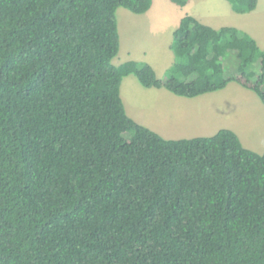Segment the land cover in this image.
Instances as JSON below:
<instances>
[{
    "label": "trees",
    "instance_id": "16d2710c",
    "mask_svg": "<svg viewBox=\"0 0 264 264\" xmlns=\"http://www.w3.org/2000/svg\"><path fill=\"white\" fill-rule=\"evenodd\" d=\"M152 4L0 0V264H264V152L228 128L167 139L121 96L134 74L190 98L236 81L264 102V48L186 14L165 77L116 65L118 9Z\"/></svg>",
    "mask_w": 264,
    "mask_h": 264
},
{
    "label": "rangeland",
    "instance_id": "374dc122",
    "mask_svg": "<svg viewBox=\"0 0 264 264\" xmlns=\"http://www.w3.org/2000/svg\"><path fill=\"white\" fill-rule=\"evenodd\" d=\"M207 1L209 0H197L195 5H198L197 3L206 5L204 2ZM260 1L258 11L242 19L238 25L249 30V34L256 35L258 43L264 48V0ZM160 2L161 0H156L154 13L148 17L136 15L126 7L118 9L117 17L122 36L123 48L121 47V50L123 49V52L114 59L116 65L129 61L125 58L124 49L126 47H130L133 52L139 53L142 47L149 48L153 45L156 47V52L163 48L165 54L167 50L166 41L172 39V36L174 38V33L170 32L171 26L177 27L179 24L180 10L173 6V2L165 0L162 6L167 7L166 13H161L158 8ZM205 9L209 10V8H202V10ZM175 60L174 56L167 68L165 65L161 67V63L156 64L158 77H165ZM121 96L127 113L138 123L151 127L155 131H161L165 137L168 129L170 132H175L173 131L174 121L168 122L167 117L169 116L168 120H170L171 117L175 116L176 110L173 107H181L183 102L176 101L178 99L174 100L178 96L173 92L163 87L159 89L156 87L147 88L140 83L136 75L131 74L123 79ZM195 100L183 105L188 111L197 107L201 111L205 110L203 114L207 113L206 117L197 120L194 126H186L188 131L185 134L171 137L211 136L221 129L228 128L239 135L245 147L259 153L264 152V102L255 91L233 81L227 89Z\"/></svg>",
    "mask_w": 264,
    "mask_h": 264
},
{
    "label": "crops",
    "instance_id": "0c3cea01",
    "mask_svg": "<svg viewBox=\"0 0 264 264\" xmlns=\"http://www.w3.org/2000/svg\"><path fill=\"white\" fill-rule=\"evenodd\" d=\"M195 2H197V0H189L187 5H185V6H180L174 2H173L174 5L171 4L180 10V16L178 19L179 24H180V21L183 18V16H185L186 14H191V15L195 16L197 19H199L201 22H203V23H205V24H207L213 28L218 29V28H221L223 26H235V27H238L244 31L246 30L248 33H249V30L243 29L242 26L238 25V24H239V22H241L242 19L247 18V17H249V15L258 11L260 3H261V1L259 0L258 7L252 12L238 13L232 8V6L228 0H209L207 2H204L206 5H202L199 3H197L198 5H195ZM201 2H203V1H201ZM155 3H156V0H153L152 7L147 12L141 13V14H139V13H135V14L139 15V16L142 15L144 17H146V16L148 17L150 14L154 13V9L156 6ZM164 3H165V0H161L160 6L158 7L159 11L161 13H166L165 9L167 7L162 6ZM203 7L209 8V10H206V9L202 10ZM163 16H165V15L163 14ZM167 18H169V17H167ZM179 24H178V26H179ZM178 26L177 27L171 26L170 32L173 34L174 31L178 28ZM251 35L257 39L256 35H253V34H251ZM120 37H121V47L123 48L121 32H120ZM172 42H173V36H172V39H169L166 41L165 46L167 47V50H166L165 54L163 52L164 51L163 48H162V50H159L156 52V47H154L153 45H151L149 48L142 47L141 50L139 51V53H137L136 51L133 52L132 48H130V47H126L124 49L125 56H126L125 58L127 60H138V61L149 62V64H151L155 68V70H156V64L159 65V63H161L160 64L161 67L165 65V67L167 68L171 64L170 62L173 61V57L175 56V55L173 56L174 52H173L172 47H171ZM121 47H120V53L119 54H121V52H123L122 51L123 49L121 50ZM150 55H151V57H150ZM232 83H229L227 85V87H225L224 89H221V90L227 89L228 87H230V85ZM218 91H220V90H218ZM218 91H214V92H218ZM214 92L205 93V94H202V95H199L196 97H192V98L180 96V95H177L174 93L176 96H178V97H175L174 100L178 99L176 101L183 102V104L186 105L189 101H192V100H195V99H198L201 97H205L206 95L214 93ZM180 104H182V103H180ZM183 104L181 107H173V109L176 110L175 116L171 117L170 120H168L169 116L167 117L168 122L172 123V120L174 121L175 126L173 128V131H175V132H170V129H168L166 131V137L163 135V133L161 131L156 130V132H158L159 134H161L163 137H165L167 139L187 138V137H171V136L185 134V132L188 131L186 126L196 125L197 120H199L203 117H206L207 113L203 114L205 110L201 111V109H199L198 107L193 109V110L191 109L190 111H188ZM210 116H212V115H210ZM187 120H189V121H187ZM190 138H192V137H190Z\"/></svg>",
    "mask_w": 264,
    "mask_h": 264
}]
</instances>
